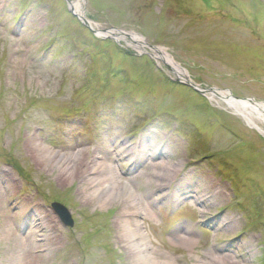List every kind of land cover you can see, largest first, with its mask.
<instances>
[{"label": "rangeland", "instance_id": "obj_1", "mask_svg": "<svg viewBox=\"0 0 264 264\" xmlns=\"http://www.w3.org/2000/svg\"><path fill=\"white\" fill-rule=\"evenodd\" d=\"M73 2L119 37L91 33ZM212 91L264 103V0H0V264H200L228 244L240 264H264V117ZM83 156L91 173L61 174ZM159 162L179 175L155 190L145 178ZM176 229L199 245L173 246Z\"/></svg>", "mask_w": 264, "mask_h": 264}, {"label": "bare ground", "instance_id": "obj_2", "mask_svg": "<svg viewBox=\"0 0 264 264\" xmlns=\"http://www.w3.org/2000/svg\"><path fill=\"white\" fill-rule=\"evenodd\" d=\"M73 9L80 15L82 16V12L81 10V6L78 2H73L72 4ZM91 26H93L95 29H98L97 26L93 23L90 22ZM99 30V29H98ZM100 34L104 35V36H115V37H119L117 31L114 30H110L107 33L104 32H99ZM123 34V33H122ZM120 34V38L121 39H125V37H128L130 39L129 43L134 45V48L136 50H138L140 53H143V51H147V48H149L147 42L144 40V38H142L141 36H138L135 33H126V34ZM151 55L155 56V59H157L158 61H162L165 64H167L168 66H170V68L172 69V71L178 76L180 77L182 80L185 81H190V77L188 76V72H186V69H183L181 67V65H179L177 62H175V60L166 52L164 47H152ZM148 52V51H147ZM210 97L213 96H220L222 98H224L226 101H228V103L233 107L236 108V111L243 113L244 115L247 116H251L253 112H255L257 115L263 116L264 117V103L262 102H255V101H251V100H243V99H236L233 98L231 95H229V93L227 92H221V91H212L211 93L208 94ZM40 151L42 152V156H41V160L42 162H44L47 159V154L49 153L48 150L45 149H41ZM162 153L163 151L161 150H155L154 153L155 155L158 156L159 153ZM84 158V159H83ZM156 164V169L158 171H154L152 172L150 175L146 176V181L149 184L151 189H155L158 190L160 189L164 184L166 183H171L173 180H175V178L179 175V171H175L174 169L167 167L163 162H159V163H155ZM89 162L88 160H86V157H82V161H81V157L77 160L76 164L74 167H72L71 170H64L61 171V174L63 176H67V177H81L82 178L86 177L89 173L92 172V169L90 167H88ZM153 186V187H152ZM110 190L108 191V199H113V197L118 196L116 195L117 192L114 191L113 187L109 188ZM203 192H197L196 191V195L198 196H206ZM193 196V195H192ZM212 196V195H211ZM129 198H126V200L123 202L126 204V207L129 209H134L133 207L130 206V203L128 202ZM198 200L201 201V199L199 198ZM203 202V209H200V215L202 216H206V214L208 213V209H209V205ZM200 202V203H202ZM206 207V208H205ZM131 215L137 216L136 212L131 211ZM228 217L223 216L221 219V222H223V224L219 225L217 227V231L219 232H224L225 230H228L230 228V224L231 222L227 221ZM221 235V234H220ZM171 238V244L173 246H180V247H184V248H192L195 249V247H197L200 243V240L198 239L197 236H195L192 233V230L187 229V230H183V229H176L172 235H170ZM23 244V248H24V253L25 254H32V252L35 251V245L34 242L31 238H26L24 240ZM35 247V248H34ZM241 251L239 250V247L236 245H231L228 244L226 246L224 245H215L214 247L211 248V250H207L204 252L200 253V257L202 259H204L203 262H200V264H240V258H243V255L240 253ZM150 257L153 260L154 264H164L163 260H161L160 257H158L157 255H151Z\"/></svg>", "mask_w": 264, "mask_h": 264}, {"label": "water", "instance_id": "obj_3", "mask_svg": "<svg viewBox=\"0 0 264 264\" xmlns=\"http://www.w3.org/2000/svg\"><path fill=\"white\" fill-rule=\"evenodd\" d=\"M70 10L73 11L72 8ZM74 15H76L83 22V24L88 26L92 32H94L95 34H98V35H102V34L99 33V31H96L94 28H92L89 25V21H87L83 16H79L78 14H75V13H74ZM101 32L107 33L108 30H103ZM186 84L191 86V87H193L195 90H197L199 92H205L207 90L206 88L200 90L198 87H196L194 84H192L190 82H186ZM52 207H53V210L55 211V213L60 217L62 223L65 226H73L74 225V221H73V218L71 216V212H70V210L68 208H66L61 203H57V202L53 203Z\"/></svg>", "mask_w": 264, "mask_h": 264}]
</instances>
